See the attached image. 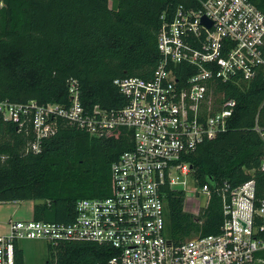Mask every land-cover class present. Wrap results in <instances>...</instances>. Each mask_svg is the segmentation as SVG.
<instances>
[{"label":"built area","instance_id":"built-area-1","mask_svg":"<svg viewBox=\"0 0 264 264\" xmlns=\"http://www.w3.org/2000/svg\"><path fill=\"white\" fill-rule=\"evenodd\" d=\"M202 18L211 25L202 24ZM160 19L159 61L151 78L113 81L124 98L120 108L85 107L73 79L65 104L0 101V119L32 134L26 152L39 153L43 141L56 134L58 120L94 138L123 130L131 142L110 166L109 195L79 199L71 222L10 215L0 231V264H25L27 241L45 243L49 259L44 264H63L61 246L76 242L105 249L104 260L93 264H264V198L256 194L254 170L245 171L249 178L236 186L226 181L201 185L189 160L201 143L228 130L234 101L216 85L264 82V14L250 0H190L170 20ZM177 71L185 77L179 80ZM254 130L264 140L257 119ZM259 169L264 171V156ZM170 195L183 198V211L198 227L216 196L219 232L171 239L166 231ZM193 200L201 205L196 212L186 209Z\"/></svg>","mask_w":264,"mask_h":264},{"label":"trees","instance_id":"trees-1","mask_svg":"<svg viewBox=\"0 0 264 264\" xmlns=\"http://www.w3.org/2000/svg\"><path fill=\"white\" fill-rule=\"evenodd\" d=\"M0 101L38 104L68 102V81L76 80L81 103L118 109L124 98L113 81L150 79L159 61L157 34L161 16L170 20L190 0H0ZM264 14V0H250ZM187 65H179L186 68ZM178 79L185 77L177 71ZM234 101L228 130L206 140L190 155L198 184L229 182L233 186L254 170L258 198H264V82L218 83ZM56 134L43 141L37 154L26 152L32 134L0 119V201H34L31 218L71 222L79 199L105 197L112 187L110 166L131 145L129 133L90 137L57 121ZM166 231L178 242L219 232L222 213L213 196L201 227L183 211V198L168 196ZM105 249L93 243L61 246L63 264H93ZM21 258V254H19ZM18 258V261H19Z\"/></svg>","mask_w":264,"mask_h":264},{"label":"rangeland","instance_id":"rangeland-1","mask_svg":"<svg viewBox=\"0 0 264 264\" xmlns=\"http://www.w3.org/2000/svg\"><path fill=\"white\" fill-rule=\"evenodd\" d=\"M110 8H116L117 0H109ZM34 201H6L0 203V231L4 230V221L10 215L16 220H29L31 218L32 207ZM199 203L196 200L187 204L186 209L190 212H196ZM25 246L24 259L25 264H44L49 259V253L45 243L41 241H27L24 242Z\"/></svg>","mask_w":264,"mask_h":264},{"label":"water","instance_id":"water-1","mask_svg":"<svg viewBox=\"0 0 264 264\" xmlns=\"http://www.w3.org/2000/svg\"><path fill=\"white\" fill-rule=\"evenodd\" d=\"M201 23H202V24H205V25L208 26V27L211 25V23H210V22H207L205 18H202V19H201Z\"/></svg>","mask_w":264,"mask_h":264},{"label":"crops","instance_id":"crops-1","mask_svg":"<svg viewBox=\"0 0 264 264\" xmlns=\"http://www.w3.org/2000/svg\"><path fill=\"white\" fill-rule=\"evenodd\" d=\"M8 218V217H7ZM5 221H6V219H5Z\"/></svg>","mask_w":264,"mask_h":264}]
</instances>
